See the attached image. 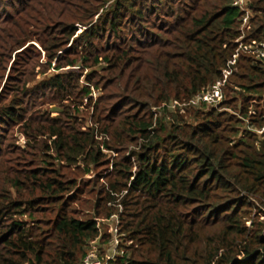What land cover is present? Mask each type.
<instances>
[{"label": "trees", "instance_id": "16d2710c", "mask_svg": "<svg viewBox=\"0 0 264 264\" xmlns=\"http://www.w3.org/2000/svg\"><path fill=\"white\" fill-rule=\"evenodd\" d=\"M248 9L262 41L264 0ZM243 16L0 0V264H81L116 213L130 245L109 264H264V60L240 53L218 107L153 112L221 77Z\"/></svg>", "mask_w": 264, "mask_h": 264}, {"label": "built area", "instance_id": "2783aa9c", "mask_svg": "<svg viewBox=\"0 0 264 264\" xmlns=\"http://www.w3.org/2000/svg\"><path fill=\"white\" fill-rule=\"evenodd\" d=\"M248 2L249 0H233V5L239 7L244 12L243 23L241 26L242 34L236 40L238 43L236 53L234 54L233 59L228 62L227 67L222 70L221 77H219L212 86L198 92L187 102L173 100L168 104H162L158 108H153L156 117L160 110L165 107L172 111L179 109L183 113L188 107H200L203 105L211 107L220 106L225 99L224 87L227 84L230 75L233 73V66L240 53H247L253 55L257 59L264 60V40H253L250 43L244 42L245 29L249 27L250 10L248 9ZM119 208V211H122L123 208L121 205H119ZM110 219H113L115 224L107 250H101L102 248L97 246L96 240L101 237L91 241L86 249L81 264H109V262L126 255V250L130 245V242L126 240V234L120 232L119 214H113Z\"/></svg>", "mask_w": 264, "mask_h": 264}, {"label": "rangeland", "instance_id": "374dc122", "mask_svg": "<svg viewBox=\"0 0 264 264\" xmlns=\"http://www.w3.org/2000/svg\"><path fill=\"white\" fill-rule=\"evenodd\" d=\"M97 95L98 94L96 92L93 93V96L95 98L98 97ZM49 109L53 111V115H57L58 114L57 107L50 106ZM185 112H186V110H185ZM185 112H183V113H185ZM163 114L164 113H159L158 115L160 117ZM82 116H84V115H82ZM25 141H26L25 138L23 136H20L19 143L21 145H24ZM106 152H107V154L109 156H111V154L114 155V153H112V152H109V151H106ZM94 175H95V173H90L88 175V177L91 178ZM114 224H115V222H114L113 219L107 220L106 222L102 223V226H101V236L102 237L99 238L98 240H96L97 241L96 242L97 243V246L98 247H101L102 248L101 250H107V248L109 246V240H110V238L112 236V232H113V229H114Z\"/></svg>", "mask_w": 264, "mask_h": 264}, {"label": "water", "instance_id": "95a60500", "mask_svg": "<svg viewBox=\"0 0 264 264\" xmlns=\"http://www.w3.org/2000/svg\"><path fill=\"white\" fill-rule=\"evenodd\" d=\"M100 94H101V93L99 92L97 96H100Z\"/></svg>", "mask_w": 264, "mask_h": 264}]
</instances>
